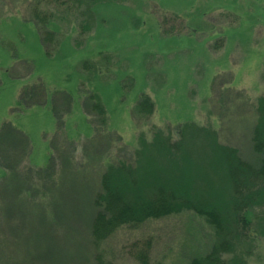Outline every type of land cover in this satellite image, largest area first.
<instances>
[{"label": "rangeland", "instance_id": "rangeland-1", "mask_svg": "<svg viewBox=\"0 0 264 264\" xmlns=\"http://www.w3.org/2000/svg\"><path fill=\"white\" fill-rule=\"evenodd\" d=\"M39 1L0 0V126L9 120L28 135L33 166H45L55 153L51 142L58 128L50 104L17 105L22 83L12 81L7 71L25 73L23 63L51 92L65 91L74 98L64 136L69 153L76 146L77 164H101L102 172L115 162L134 161L141 137L151 142L158 129L178 139V130L189 125L216 132L221 144L257 161L252 129L257 102L264 98V0H118L90 11L86 5L69 9L42 0L39 8L55 14L50 28L59 35L52 56L45 54L30 15ZM86 10L92 12L93 26L83 32ZM84 63L91 72L83 69ZM87 92L99 99L106 114L103 128L100 116L84 114L81 103ZM143 94L155 104L148 117L137 112ZM91 168L86 174L94 184L97 172ZM82 208L84 216L77 221L94 213L91 202ZM251 214L252 250L246 264H264V207ZM82 224L79 236L85 238L90 225ZM38 238L50 241L43 233ZM216 238L203 217L185 211L134 228L122 226L101 250L112 264H140L131 249L149 241L153 264H189L209 253ZM59 245L66 246L63 241ZM45 253L55 255L53 245Z\"/></svg>", "mask_w": 264, "mask_h": 264}, {"label": "trees", "instance_id": "trees-1", "mask_svg": "<svg viewBox=\"0 0 264 264\" xmlns=\"http://www.w3.org/2000/svg\"><path fill=\"white\" fill-rule=\"evenodd\" d=\"M117 1L54 0L69 9L86 5L89 11ZM41 2L30 15L45 54L52 56L60 42L50 28L55 14L42 11ZM87 10L83 32L93 26L92 12ZM83 65L91 72V65ZM23 68L25 73L7 71L12 81L22 83L17 105L31 109L50 104L58 132L51 142L55 153L45 166L35 167L28 135L9 120L0 126V171L4 173L0 177V264H112L101 248L119 228L138 227L185 211L203 217L217 237L209 253L192 258L189 264L247 263L253 239L251 213L264 207V98L257 102L258 118L252 129L256 162L245 160L238 148L221 144L216 132L189 125L178 130V139L155 129L151 142L139 139L134 161H118L100 172L101 164L75 163L76 146L70 153L66 148L70 143L64 136L66 118L73 111L74 98L65 91L51 92L34 77L31 65L23 63ZM84 96V114L100 116L99 127H105L106 114L99 99L90 92ZM154 109L153 100L143 94L138 114L148 117ZM88 167L92 172L96 169L97 183L89 182ZM83 202H91L94 213L77 221L84 216ZM82 222L90 225L85 238L79 236L86 226ZM42 233L50 235V241L38 238ZM52 245L56 254L49 256L45 251ZM141 246L135 244L132 255L140 264H153L151 243Z\"/></svg>", "mask_w": 264, "mask_h": 264}]
</instances>
